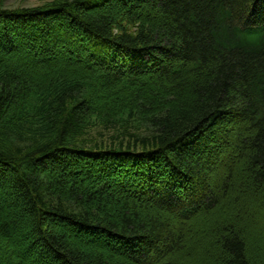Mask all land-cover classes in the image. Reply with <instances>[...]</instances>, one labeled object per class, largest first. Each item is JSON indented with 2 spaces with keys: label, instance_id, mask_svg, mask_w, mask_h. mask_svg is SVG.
<instances>
[{
  "label": "trees",
  "instance_id": "trees-1",
  "mask_svg": "<svg viewBox=\"0 0 264 264\" xmlns=\"http://www.w3.org/2000/svg\"><path fill=\"white\" fill-rule=\"evenodd\" d=\"M0 264H264V0L0 6Z\"/></svg>",
  "mask_w": 264,
  "mask_h": 264
},
{
  "label": "rangeland",
  "instance_id": "rangeland-1",
  "mask_svg": "<svg viewBox=\"0 0 264 264\" xmlns=\"http://www.w3.org/2000/svg\"><path fill=\"white\" fill-rule=\"evenodd\" d=\"M53 0H0V6L2 7H8V8H13V7H32V6H38L43 4L44 2H50ZM90 136H93L95 139L98 141L100 140H109L110 137V132L108 134V131H102L100 128H95L91 132ZM102 135V136H101Z\"/></svg>",
  "mask_w": 264,
  "mask_h": 264
}]
</instances>
